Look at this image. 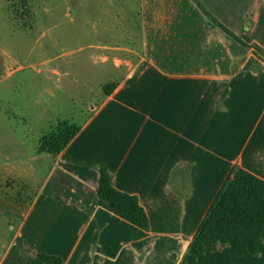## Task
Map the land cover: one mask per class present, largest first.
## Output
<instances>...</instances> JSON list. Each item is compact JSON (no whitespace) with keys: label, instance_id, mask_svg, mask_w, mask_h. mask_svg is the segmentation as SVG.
I'll return each instance as SVG.
<instances>
[{"label":"crops","instance_id":"1","mask_svg":"<svg viewBox=\"0 0 264 264\" xmlns=\"http://www.w3.org/2000/svg\"><path fill=\"white\" fill-rule=\"evenodd\" d=\"M197 1L243 43L264 50V0ZM116 2L130 9L127 28L105 27L103 36L119 40L97 49L118 76L116 88L64 150L35 155L48 168L40 180L38 166L0 165V182L33 193L27 206L10 207L0 264H44L40 254L61 264H178L232 171L264 181V62L191 0ZM100 166L116 190L138 198L147 232L99 206Z\"/></svg>","mask_w":264,"mask_h":264},{"label":"rangeland","instance_id":"2","mask_svg":"<svg viewBox=\"0 0 264 264\" xmlns=\"http://www.w3.org/2000/svg\"><path fill=\"white\" fill-rule=\"evenodd\" d=\"M113 1L0 0V165L38 166L36 179L43 178L46 162L32 161L39 138L60 121L80 126L103 98V86L118 77L97 58L99 45L119 40L107 39L103 29L127 28L129 8ZM16 66L21 69L8 76ZM32 197L27 188L1 180L0 238L12 227L6 223L10 207L27 206ZM175 211L172 216L182 219Z\"/></svg>","mask_w":264,"mask_h":264},{"label":"trees","instance_id":"3","mask_svg":"<svg viewBox=\"0 0 264 264\" xmlns=\"http://www.w3.org/2000/svg\"><path fill=\"white\" fill-rule=\"evenodd\" d=\"M202 12L197 0H191ZM213 24L264 62V50L247 45L209 17ZM111 82L103 86L108 97L116 88ZM80 126L58 122L54 130L42 135L36 155H56L78 134ZM98 204L121 220L147 232L149 219L134 195L120 192L112 185L106 167L98 168L96 189ZM44 264H61V259L40 254ZM178 264H264V181L249 172L237 169L228 175L214 197Z\"/></svg>","mask_w":264,"mask_h":264}]
</instances>
